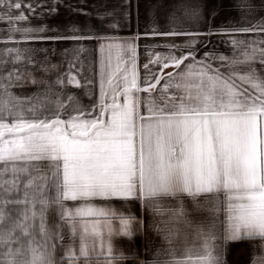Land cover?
Here are the masks:
<instances>
[{"label": "snow or ice", "instance_id": "snow-or-ice-1", "mask_svg": "<svg viewBox=\"0 0 264 264\" xmlns=\"http://www.w3.org/2000/svg\"><path fill=\"white\" fill-rule=\"evenodd\" d=\"M62 2L52 0L46 9L49 16ZM24 7L35 11L30 3L0 0V20L10 24L0 50V200L23 206L17 217L0 209V264L135 260L115 252V238L131 239L138 222L113 207L114 201L138 200L159 213L160 202L170 198L177 206L170 210L168 223L176 232L179 225L191 226L184 197L194 202L203 197L212 203L213 212L223 210L219 232L214 224L197 227L201 244L195 258L189 248L185 258L176 259L173 253L163 264H224L227 245L240 240H259L264 247V37L234 35L264 33V19L219 32L209 22L204 33H154L226 34L233 54L205 51L197 59L196 41L190 40L186 52L151 57L141 76L130 42L100 36L75 22L65 26L68 35L55 26H15L13 21L26 20ZM238 7L245 15L254 8L250 0H239ZM117 14L113 10L97 18L103 24L111 17L103 26L115 29ZM49 31L57 34L44 35ZM92 39L98 41L100 92L90 105L66 91L68 85L81 87L73 69L82 66L83 46L65 49L68 71L52 82L27 73L42 89L27 96L12 92L26 74L7 65L34 64V53L47 51L21 48V42ZM41 69L46 70L43 64ZM50 210L58 220L52 225L47 221ZM65 230L68 243L57 261L56 244L63 241ZM172 234L169 229L164 239ZM253 264H264V256L254 255Z\"/></svg>", "mask_w": 264, "mask_h": 264}, {"label": "crops", "instance_id": "crops-1", "mask_svg": "<svg viewBox=\"0 0 264 264\" xmlns=\"http://www.w3.org/2000/svg\"><path fill=\"white\" fill-rule=\"evenodd\" d=\"M23 4H32L40 9L37 16L24 7L23 14L26 20L21 22L13 21L15 26H39L47 25L57 27L60 33L68 35L65 26L69 22H75L82 29H91L96 31L100 36L114 38L120 42H130L135 49L138 70L141 76L145 73L144 65L148 63L151 57L156 54L167 55L173 52L179 55L186 52L185 46L187 41H196L195 48L197 59L205 51H213L218 55L232 56L233 45L229 35L213 34L211 36H171L159 35L154 33L176 32H207L209 22L214 32L228 30L235 27L246 25L248 22L260 23L264 19V0H250L254 6L250 15H245V10L238 7L239 0H63L57 4L56 13L49 16L46 11L52 0H20ZM39 5V6H38ZM78 9L80 11H73ZM118 10L116 21L118 27L109 29L103 26L111 17H106L102 22L97 18L98 14ZM199 10V15H193V12ZM127 12V16L123 13ZM215 12V15H213ZM2 13V12H1ZM0 13V14H1ZM81 13H87L83 15ZM9 22L0 20V50L5 47V42L9 35ZM7 27V28H6ZM54 32H46L44 35H56ZM14 39L19 40V33H15ZM238 39L264 37V33H236ZM169 45H175L176 48L170 49ZM8 46H14L8 42ZM83 46L86 51L81 53V64H77L73 69V74L81 83V87L75 88L67 86L66 91L77 96L82 105H90L100 92L99 80L96 76V62L98 60V41L83 40H45V41H28L21 42V48L46 49V52L37 51L34 53V64H28L26 61L22 64L7 65L8 69L13 67L24 72L25 78L21 86L12 88V92L17 95H31L43 88L42 84L31 83L27 73L30 72L38 81L46 80L52 82L58 74L68 71L67 58L65 49ZM27 55V54H26ZM214 66L216 62H213ZM41 64L46 70L41 69ZM56 64L58 69H52L51 65ZM149 65V68H152ZM259 67V64H257ZM165 71H171L166 69ZM225 71V69H221ZM91 97V99H90ZM51 194V192L49 193ZM22 195V192H21ZM16 193H12L15 198ZM71 203V202H69ZM176 202L169 199L160 202L161 212L157 213L153 208L144 205L140 201H114L113 207L118 208L125 215L135 217L138 222V231L135 232L131 239L116 237L114 248L117 255L121 253L125 257H135L136 259L117 260L116 264H136V261H143L144 264H151L156 261L163 264L173 258H185V250L191 249L193 258L200 250L201 240L196 235L198 226L208 228L215 225L219 232L222 229L224 213L212 211V203L206 201L203 197L197 201L184 197V207L186 218L190 221L191 226L179 225V232H176L172 224L168 223L171 215V209L176 207ZM39 205H37V208ZM22 205H4L0 200V209L6 214L13 217L19 215ZM49 225L57 223V217L54 211L47 213ZM38 223V221H37ZM172 230L173 234L168 240L164 236ZM63 241L56 244L55 256L57 261L63 254V245L68 243V234L63 232ZM259 240H240L229 242L227 250L223 256L224 264H253V256L257 258L264 256V247H260ZM253 245H256L253 247ZM93 264H96L95 259ZM100 264H104V258H100Z\"/></svg>", "mask_w": 264, "mask_h": 264}, {"label": "rangeland", "instance_id": "rangeland-1", "mask_svg": "<svg viewBox=\"0 0 264 264\" xmlns=\"http://www.w3.org/2000/svg\"><path fill=\"white\" fill-rule=\"evenodd\" d=\"M34 8H35V11H34L33 14H34V16H37V13L40 12V11H39L40 9L36 8V6H34ZM22 11H24V8L22 9ZM12 12H13L14 14H19V13H18V10H16L15 8L12 9ZM0 13H1V12H0ZM0 15H3V12H2ZM16 22L19 23V21H16ZM6 28H7V27H6ZM8 28H9V26H8Z\"/></svg>", "mask_w": 264, "mask_h": 264}]
</instances>
